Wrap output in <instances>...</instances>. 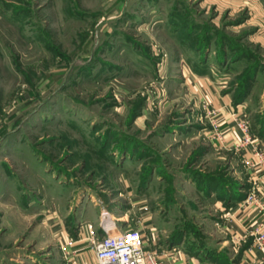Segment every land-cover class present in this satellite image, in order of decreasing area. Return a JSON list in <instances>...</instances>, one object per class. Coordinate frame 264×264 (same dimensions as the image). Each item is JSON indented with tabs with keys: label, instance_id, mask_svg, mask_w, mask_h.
I'll use <instances>...</instances> for the list:
<instances>
[{
	"label": "rangeland",
	"instance_id": "rangeland-1",
	"mask_svg": "<svg viewBox=\"0 0 264 264\" xmlns=\"http://www.w3.org/2000/svg\"><path fill=\"white\" fill-rule=\"evenodd\" d=\"M202 80L256 137L264 0H0V264L78 226L200 235L244 174Z\"/></svg>",
	"mask_w": 264,
	"mask_h": 264
},
{
	"label": "crops",
	"instance_id": "crops-1",
	"mask_svg": "<svg viewBox=\"0 0 264 264\" xmlns=\"http://www.w3.org/2000/svg\"><path fill=\"white\" fill-rule=\"evenodd\" d=\"M202 85L208 90L212 105L217 110L215 118L225 134L226 146L223 150L231 151L238 157L244 168L243 180L235 170L233 191L228 190L221 196L219 191L208 195L214 206L213 213H209L212 222L206 224V229L202 227L203 222L200 224L201 230L195 232L200 235L190 237L185 232L181 241L172 243L171 237L162 242L157 233L151 231L149 235L142 236L143 247L155 252L160 264H264V251L256 247L252 235L263 220L260 205L264 207V176L247 166L246 162L252 159L249 147L241 152L234 150L240 133L232 120L234 110L231 101L224 95L220 96L222 91L210 81L202 80ZM235 108L238 113L240 104ZM240 116L243 117L242 114ZM254 138L256 145L264 151V131L259 129ZM212 144L215 145L214 142ZM252 192L256 200L248 199ZM94 225L100 228V224ZM103 234L101 229L92 232L78 226L74 231L51 235L42 240L38 255L34 251L29 255V264H96L93 242Z\"/></svg>",
	"mask_w": 264,
	"mask_h": 264
},
{
	"label": "built area",
	"instance_id": "built-area-1",
	"mask_svg": "<svg viewBox=\"0 0 264 264\" xmlns=\"http://www.w3.org/2000/svg\"><path fill=\"white\" fill-rule=\"evenodd\" d=\"M232 119L237 132L240 133V139L234 146V150L241 152L245 147H249L252 159L246 162L247 166L256 172H261L264 176V151L256 145V140L249 131L247 120L245 117ZM209 134L215 145L221 149L226 146L225 135L215 118L210 122ZM248 199L256 200L255 193L252 192ZM260 210L263 220L252 235L256 247L264 251V207L262 205H260ZM103 232V236L95 243L93 242L96 264H160L155 252L143 247V237L138 230L121 231L116 226L110 228L107 225Z\"/></svg>",
	"mask_w": 264,
	"mask_h": 264
},
{
	"label": "trees",
	"instance_id": "trees-1",
	"mask_svg": "<svg viewBox=\"0 0 264 264\" xmlns=\"http://www.w3.org/2000/svg\"><path fill=\"white\" fill-rule=\"evenodd\" d=\"M253 75H254V73L252 75H248V77L246 78V84H244V87L242 86V89H240L239 92H237L236 96H234L233 101H234L235 106H237V105H239V103L243 102V99L245 98V96L248 92V88L250 85L249 82L253 78ZM261 131H264V125L260 128V132ZM218 185H220V184H218ZM234 188H235V186H234ZM234 188H231V190L233 191ZM225 194H226V190L223 191V189H221V191H219L218 195L221 196V195H225ZM181 230H183V231H181ZM181 230H180V233H178L177 235H176V233L179 232L178 230L176 231L175 234L172 235V237H171L172 243H177V241H181L183 238L182 234L185 232H188L187 230L185 231L184 229H181Z\"/></svg>",
	"mask_w": 264,
	"mask_h": 264
},
{
	"label": "bare ground",
	"instance_id": "bare-ground-1",
	"mask_svg": "<svg viewBox=\"0 0 264 264\" xmlns=\"http://www.w3.org/2000/svg\"><path fill=\"white\" fill-rule=\"evenodd\" d=\"M109 226V225H108ZM110 228H114L115 227V225H113V223L109 226Z\"/></svg>",
	"mask_w": 264,
	"mask_h": 264
}]
</instances>
